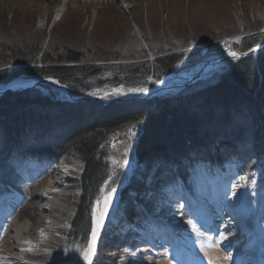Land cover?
Returning a JSON list of instances; mask_svg holds the SVG:
<instances>
[{
    "label": "rangeland",
    "instance_id": "1",
    "mask_svg": "<svg viewBox=\"0 0 264 264\" xmlns=\"http://www.w3.org/2000/svg\"><path fill=\"white\" fill-rule=\"evenodd\" d=\"M217 2L139 0L137 6L132 8L120 0H109L98 5L96 2L87 5L82 1H69L62 9L61 0H0V71L6 66L29 62L30 64L26 65L30 68L34 65H37L36 68L50 65L72 67L75 65L74 60L78 58L81 62L77 66L93 69V76L89 79H83L82 76L81 80L84 81L79 83L81 89H87L92 95L100 94L98 96L103 98L108 95L118 99L137 98L143 93L146 94L165 77L167 80L164 87L156 93L155 99L196 92L218 82L220 76L237 59H225L216 68L200 74L193 81H188L190 83L183 81L177 74H189L203 63H212L228 50L243 52L242 47L255 40L259 43L250 49L259 47L264 50V0H217ZM154 12L156 19L152 17ZM115 25L121 26L122 30L113 31L112 26ZM190 25L193 29L189 28ZM213 45H218L219 48L210 50ZM206 47L209 50L202 53V49ZM171 55L178 57L175 65L177 68L168 74L169 77L163 75L157 78V67L153 64L155 58ZM36 78L19 81L16 85L26 84L30 80L33 82ZM4 87L0 90H5ZM32 88L25 91L39 88L42 94H51L56 100L61 101L66 97L50 79L43 80L39 85L34 84ZM15 92H19V89ZM247 94L253 99L256 96L254 92ZM258 105L254 107L256 124L250 119L240 124L245 142H249L253 134L256 136L261 132L257 124V114L260 111V104ZM124 132L108 141L101 172L98 174L97 183L93 185V192L96 189L92 201L94 214L98 203L103 205L105 199L112 203L96 230L93 231L92 228V234L96 233V240L105 224L112 218L121 201L120 193L128 182L132 170L137 166V160L130 159L131 154L128 151L129 145L132 149V145L136 143V137L133 136L137 128L130 127ZM244 151L246 150L242 148L241 152ZM250 158L251 156L247 160ZM65 161L54 170L51 178L41 180L37 184L26 208L20 210L17 217L9 222L8 217L0 216V264H85L88 261L85 259V253L92 252V234L85 247L79 246L74 240L67 241L69 245L63 247L64 234L58 235L59 238L54 244H51L53 241L48 244L49 238L45 236L47 232L58 231L57 228L63 232L67 231L69 225L67 216L74 214L72 208H69L65 221L64 216L62 217L64 211L56 210L61 204L62 209L67 208L70 204L68 199L72 202L68 191L65 193L67 190L65 188L70 187L68 178L72 181L78 179V174L83 169L79 168L77 161L70 159ZM235 163L231 162L227 166ZM263 166L264 161L257 169L259 170L257 176L252 179L249 178L251 174L233 176L232 185L236 187V192L227 200L233 201L238 196V199L245 201L254 196L253 210L246 211L251 214L255 210L261 213L264 208V183L260 181V177L264 176ZM189 170L191 179L187 182L191 186L190 196L188 193L183 194L179 188L176 189L177 193L171 188L167 192L168 195L166 194V204L174 212L172 217L180 212H183L182 216H187L186 208H193L199 213V216L197 213L196 216L200 238L196 236L192 244L201 255L198 257L200 264L242 263L245 255L255 256L264 251V237L261 236L262 231L258 227L253 231L252 238L259 251L254 253L252 250L250 254H245L241 257L242 262L238 260L240 257L237 255L229 254V245L226 244L230 239L226 238L225 242L220 240L223 238L220 231L223 229L221 223L217 224L216 231L212 229L213 227L206 231L205 223L209 222L206 221L208 214L203 212V205H207L208 202L205 195L209 194V190L212 192L213 185L220 178L216 180L208 176L205 168L198 163L192 164ZM253 171H256L255 167ZM9 175L8 168L0 159V178L9 181ZM15 196L18 199L23 198L21 194ZM101 208L102 206L97 214H100ZM11 209L13 210L7 206L5 214L12 212ZM60 216L63 218L62 221ZM218 217L214 215L212 220H217ZM57 218L60 220L57 221ZM235 218L238 216H234ZM167 219L168 217L164 215H158L156 219L158 223L150 224L142 236L141 247L121 257L122 263L191 264L185 262L184 256L174 249L178 236L173 229L162 225ZM261 220L264 218L261 217ZM27 221L35 223V228H24L23 224ZM180 221L182 224H189L186 218L180 217L178 222ZM20 229L22 231L18 234ZM16 237L20 238L18 244L15 241Z\"/></svg>",
    "mask_w": 264,
    "mask_h": 264
},
{
    "label": "trees",
    "instance_id": "2",
    "mask_svg": "<svg viewBox=\"0 0 264 264\" xmlns=\"http://www.w3.org/2000/svg\"><path fill=\"white\" fill-rule=\"evenodd\" d=\"M258 43L255 40L242 49L249 50ZM177 58L174 55L155 58L153 64L157 67V78L177 68ZM80 62L76 58L72 67L50 65L36 68L34 65L30 68L26 65L30 62L6 66L0 71V88L34 77H53L68 85L73 93L86 94L79 83L94 73L93 69L77 66ZM253 92L254 99L247 94ZM55 98L51 94H42L39 88L0 96V159L14 174L17 175L24 164L26 153L42 147L50 161L70 159L83 168L78 179L72 181L68 178L70 187L65 188V193L68 191L72 202L68 199L67 208L62 209L61 204L56 209L64 211L62 217L66 221L67 210L72 208L74 214L67 216V231L57 228L58 231L48 236V244L51 241L54 244L58 235L63 234V247L71 240L87 243L96 190L93 192V185L102 169L104 148L113 136L130 127L135 126L139 134L135 150L144 167L135 170L130 184L122 192L114 219L105 224L93 264H123L121 257L127 255L126 235L129 232L124 233L121 222L128 220L139 228L150 222L155 210L160 208V192L178 176L187 175L184 170L187 160L218 158L221 161L226 152H237L251 143L252 153L261 152L258 157L262 156L263 148L256 145L259 136L249 138L251 141L245 143L240 124L247 119L256 124L254 107L258 104L259 115L264 119V50L254 57L236 61L216 84L195 93L157 99L154 107L150 101L107 107L99 102L71 104ZM213 115L235 124V132L223 140V132L206 125L214 120ZM199 120L204 128L197 126ZM205 144L209 150L217 144L218 150L207 156L196 155Z\"/></svg>",
    "mask_w": 264,
    "mask_h": 264
},
{
    "label": "bare ground",
    "instance_id": "3",
    "mask_svg": "<svg viewBox=\"0 0 264 264\" xmlns=\"http://www.w3.org/2000/svg\"><path fill=\"white\" fill-rule=\"evenodd\" d=\"M69 1H73V2H81L82 1V2L86 3L87 5H91L94 2H96V4L98 5V4H101V3L109 1V0H61L62 9H64V7L66 6V4ZM121 1L124 2L125 5L127 4V5H130V7L134 8L137 6V3L139 0H120V2ZM215 1H216V3H218L217 0H215ZM152 17L153 18L156 17V12L153 13ZM156 18H154V19H156ZM118 26L119 25L112 26V30L116 31V32L121 31L122 27L121 26L118 27ZM181 27H183V26H181ZM189 28L193 29V27L191 25L189 26ZM255 48H253V49H255ZM257 48H259V47H257ZM261 51L262 50L255 52V54L253 56L239 57V53H247L248 51L236 52L235 50H228L223 56H225L226 59H234L237 57L239 60H241V59H247V58L254 57ZM233 52L236 53L235 57L230 54ZM183 77L185 78L187 76H183ZM163 86H164V83L160 82L156 85V88H160ZM150 99L153 100V98H151V97H150ZM154 100H157V98L156 99L154 98ZM146 101H148V99H146ZM213 117H214V120H212V121L210 120V122L206 123V125H209L208 127H213V128L218 129L219 131L223 132L224 133L223 140H225L228 136H231V134L235 132V124L230 123V122H226L224 117L223 118L222 117L217 118L216 115H213ZM259 120L264 122V119L261 116L259 117ZM197 126L204 128L201 120L197 121ZM120 133L123 134L125 132L121 131L118 134H120ZM136 134L133 137L134 138L136 137L135 141L137 143L139 141V136H138L139 134L137 132H136ZM263 138H264V135H263ZM216 143H220V142H216ZM256 145L259 148H263L262 156L258 157V155H260L261 152H258V153L255 152V156L257 159L256 165L258 167H261L262 161H264V141H259L256 143ZM107 146H108V144H107ZM106 147L104 148V150L106 149ZM252 147H253V143H251L249 145H245V148H247V149H250V148L252 149ZM134 148H135V145L134 146L132 145V149H131L130 145L128 147V151L131 154L130 159H132V160L136 159L137 160V166L135 169H137L139 167L143 168L144 164L142 162L141 163L139 162V159H138L136 153L133 155L131 152V151H133ZM217 150H218L217 144L215 146H212L210 148V150L208 149V146L205 144L203 150L196 152V155L207 156V155H211L213 152H216ZM189 151H191V150H189ZM136 160H135V162H136ZM225 177H227V176H225ZM215 184H218L220 187H222V185H221L222 180L221 179L217 180L215 182ZM223 189L225 191L226 187L224 186ZM211 193L212 192L209 190V194L205 195L206 198L208 199V202H207V205H203V212L209 214L211 219L213 218L212 216L217 215V214H219L221 216L220 219L213 220L212 222H213V226L216 225L217 223H221L222 225H224V230L222 231V235H221V237H223V238L220 240L222 242H225L226 238L230 239L229 242L226 244V245H229V250H228L229 254L230 255H236L239 253L246 252L247 250L251 251V250L255 249L256 244H255V240L252 238V236H253V228L255 227V224L257 222V218H259V215L258 216H257V214H256V216L253 215V217L251 219L248 216L247 211H246L247 209L253 210L252 203H253V200L255 199L254 196H251L250 200L247 199L245 201L237 198L236 200L233 199V201L225 199L224 201L220 202L219 200L221 199L222 192H219L218 188L213 191L216 200L213 197V193L212 194ZM101 206H102V208H101L100 214L99 213L97 214V212H99V209ZM111 206H112V203L108 199H105L103 201V205H102V203H98V205H97L98 208L96 210L95 219H94V231L96 230L97 226L100 224L101 220L104 218L105 214L109 211ZM244 209H246V210H244ZM226 211H227V215L225 213ZM240 211H243V212H240ZM233 214H235L236 217L238 216V218L234 219ZM225 216H228V217H225ZM251 220H253V222ZM35 226H36L35 223L29 222V221H27L26 223L23 224V227L26 229H34ZM21 231H22V229L19 230L18 234H20ZM18 236H20V235H18ZM15 241H16V244H18L20 242V238L16 237ZM93 241H95L94 238H93ZM243 247L245 250H242ZM89 261H90V259L88 260V262Z\"/></svg>",
    "mask_w": 264,
    "mask_h": 264
},
{
    "label": "water",
    "instance_id": "4",
    "mask_svg": "<svg viewBox=\"0 0 264 264\" xmlns=\"http://www.w3.org/2000/svg\"><path fill=\"white\" fill-rule=\"evenodd\" d=\"M218 48V45H216V46H214V47H211V49L212 50H216ZM208 49H204L203 50V53L204 52H206ZM259 50H261V48H255V49H252L251 51H249V52H247V53H239V57H248V56H251V55H253L255 52H257V51H259ZM225 58V56H220V57H217L216 59H215V63H214V65L215 66H217L218 64H219V62L221 61V60H223ZM210 64V63H209ZM204 71V69H202L201 71H200V74L202 73ZM38 83H40V81H37V82H35V83H33L32 85H25V86H23L21 89H31L33 86H34V84H38ZM4 92V90L3 91H0V94L1 93H3Z\"/></svg>",
    "mask_w": 264,
    "mask_h": 264
},
{
    "label": "snow or ice",
    "instance_id": "5",
    "mask_svg": "<svg viewBox=\"0 0 264 264\" xmlns=\"http://www.w3.org/2000/svg\"><path fill=\"white\" fill-rule=\"evenodd\" d=\"M230 54H231L232 56H234V57L236 56V53H234V52H233V53H230ZM98 223H99V222H98ZM95 235H96V233L94 232V233H93V238H94V240H95ZM91 251L94 252V246H93V248H92ZM90 254H91L90 252H86V253H85V259H89V258H90Z\"/></svg>",
    "mask_w": 264,
    "mask_h": 264
}]
</instances>
